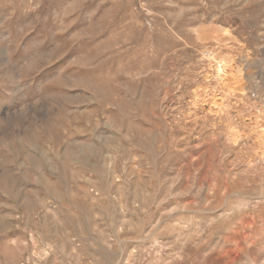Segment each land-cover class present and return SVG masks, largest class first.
Instances as JSON below:
<instances>
[{"label":"rangeland","instance_id":"rangeland-1","mask_svg":"<svg viewBox=\"0 0 264 264\" xmlns=\"http://www.w3.org/2000/svg\"><path fill=\"white\" fill-rule=\"evenodd\" d=\"M0 264H264V0H0Z\"/></svg>","mask_w":264,"mask_h":264}]
</instances>
